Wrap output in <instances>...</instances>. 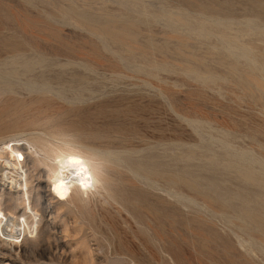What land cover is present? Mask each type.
<instances>
[{"label": "rangeland", "instance_id": "1", "mask_svg": "<svg viewBox=\"0 0 264 264\" xmlns=\"http://www.w3.org/2000/svg\"><path fill=\"white\" fill-rule=\"evenodd\" d=\"M193 1L197 5L196 7L195 3L194 5L190 3L191 6L187 4V7L185 0H0V46L3 45L4 47L5 43L8 44L10 41L13 43L15 40V44L19 41L17 44L22 43V45H28L29 47H27L29 50L25 49L26 47L24 48L27 52L19 50L17 51L19 53L11 50L14 43H11L12 45L8 44L7 47V44H5L6 48H4H9L7 50H10L8 52L0 47L2 51L0 52V138L3 137L4 141H6L10 139L9 135L15 134L17 137L12 143L18 147L26 145L27 148V142L23 141L21 137L29 138L33 137V135L48 137L47 133L49 131L61 130L64 132L63 134L74 140L73 143H76V146L81 145L80 147H83L84 145L93 144L98 147L108 146L114 151H125L128 153L127 155L130 154V157H134V159L133 157L131 159L128 157L129 159L127 160H131V163L133 161L137 163H149L151 158L149 160L147 156H152V158L155 157L156 159H152V161L156 162H150V165H153L152 167H155V164H160V166L164 164V167L161 168H164L163 170L166 169V171L168 170V172L170 171V173L181 172L182 170L183 173H188L187 175L184 173L186 178L189 175L194 176H191V178L189 176V179L198 177L195 179L199 180L200 186L201 182L203 183L202 187L205 185L204 183H210L207 184L211 187L206 189V192L209 194L213 192V194L216 193L214 195L219 196L222 193L221 197L226 199L229 197V194L226 192L230 193L232 191L234 195L231 196L232 194H230L231 200L238 195V198L242 199L236 197V200L239 203L241 202V204L237 203L236 200H233L234 202L231 201V204L228 198L227 200H229L230 204L227 202V209L232 206L239 207V209L235 207L236 210L232 207L226 213H229V211H233L234 213L238 211L239 213L242 208L241 206H243V196L247 198L251 196L252 198L250 197L249 199L253 200L254 197L255 200V196L259 192L260 197L264 195V187H259L261 184H257L259 188L254 190L256 184L254 186L249 183L253 187L251 190L252 187L248 188L246 186L248 183L245 185L246 182L243 179L241 180L243 182L239 181L241 177L238 175V171L236 172L237 177L235 172H233L238 170L236 165L241 166L243 163L248 164V167L252 166L255 168V171L253 169L255 175L258 172L259 175L264 171V94H262L264 91L256 90L253 97L250 94L249 96L246 94V89L240 86L239 81H237V84V79H235L238 78L240 72L243 74L248 71H253L257 77L259 76L258 78L264 77V63H260L259 60L252 57L251 53L246 52L248 47H255L257 51L264 54V9L262 10V8L251 4V0ZM221 1L222 3H220ZM260 1L264 3V0ZM226 3L230 4L228 8H226L228 4L225 6ZM198 4L217 8L220 6L223 9L225 8V11L222 9L223 12L221 14L217 12L218 15L217 13L212 14L214 16L211 13L200 14ZM66 8L72 11L73 14L68 12L65 15L64 10ZM220 10L218 9L217 11ZM75 12L78 16H86L87 18H85L91 22L90 26L85 24L84 26L82 23L76 22L78 16L74 14ZM68 14L76 16L72 17ZM201 15H206L207 17L202 16L204 17L202 18ZM178 16L184 17V21L180 23L177 19ZM130 20L134 24L137 23L136 27H134V29L136 28L135 35L137 41L133 44L136 47H142L141 51L140 49L130 51L127 48L128 46H121L109 37H104L102 34H95L94 31V33L90 31L92 27L111 25L114 22L117 23V26H122V23L130 22ZM180 37H182V40L186 37V45H184V41L180 39L183 42L181 44L177 39ZM2 39H5L4 41L7 39L8 42H4ZM259 48L260 50H258ZM178 49H180V52ZM3 50L9 54H6ZM20 51H24L22 52L23 56L22 54L19 55ZM145 51L147 52V56L141 53ZM10 52H14L13 54L16 53L17 55L13 57ZM187 54L188 57H192V60L187 57ZM232 61H236L234 65L237 67V73H235L237 76L234 73L232 74L231 69H229L231 65L233 66ZM229 63L232 64L230 65ZM188 66L194 68V72H189L187 70ZM8 105L11 106L9 107ZM11 109L13 110L11 111ZM17 110L19 113H17ZM18 142L22 145H18ZM127 147L128 151L130 148V151L133 149L135 152H128ZM139 156L144 157L140 159ZM146 157L149 161H147ZM31 159V157H28L29 167L32 164ZM161 162L163 163L162 165ZM164 162L167 163L165 164ZM122 164L124 166L127 165L126 162ZM166 165L169 168H165L167 167ZM231 165H233V168H236L231 169ZM45 169L46 173H44V177L33 182L31 191L33 204H36L37 193L40 192L42 195L38 202V209L40 212L43 211L41 229L44 230L40 233L43 236L39 234L36 238H30L16 252L0 242V264H53L54 262L58 264H84L87 261L84 254L85 244H88L92 250L94 249L93 261L95 264H115L114 259H111V256H107L106 254L108 247L114 249L118 245L117 238L113 237L114 226L132 244V250L136 256L135 260L140 263L157 264L163 260L185 259L186 261L188 259L187 264H192L191 261H193V264H197L198 262V264H242L243 262L244 264H264V248L260 247V240L255 237L256 235L259 236L258 233L255 232L254 234L253 230L247 228L248 231L253 232L254 236L250 232L247 233L246 228L244 229L245 231L240 230L242 226L238 225L241 224L238 222L239 220H236L238 224L233 220L238 213H229L231 217L235 216L231 219L233 222L230 221L229 218L231 217L228 214H224L226 217L229 216L227 217L228 219H224L221 217H224V215L221 214L219 217L220 213L217 215L210 208L208 211L210 210L211 212H208L206 205V208H204L205 206H201L203 204L201 202L202 197L194 194L191 189H187L186 193L192 194L191 198L193 200L189 198V195L184 193L185 191L183 190L186 188H183V190L179 189L178 184H171L172 186H169L170 184L165 180H159L160 182L156 183L155 188L151 187L150 189V185L141 178H138L137 182L130 183L128 179H130L131 172L129 173L128 171L124 175L125 180L119 190L126 203L130 200L138 203L136 209L133 212L126 213V210L112 203V205H108L110 214L103 213L105 214L103 222L97 224V227L88 226L80 221L78 215L68 212L67 206L59 209V216L54 214L59 205L49 201L51 183L48 180L47 167ZM258 175L257 177H263L264 172ZM126 177L129 178L127 179ZM235 177L239 179L237 180ZM236 180L239 181V184L241 183L239 186ZM212 182L218 183L217 188H215V183L213 184ZM135 183L137 185H134ZM36 184H40V188L37 189L35 187ZM219 184L222 187L228 185V188L226 187L227 190L225 189L226 191L222 192L224 189L220 187V190L222 189L220 191L218 188ZM236 186L238 188L243 186L242 188H245L244 190L249 191V193L245 191L246 195L244 190L241 191V187L240 191L237 189L239 192H236ZM168 187L171 190L167 189ZM180 187L184 186L181 185ZM262 187L263 192L261 191ZM176 188L179 190V195H177V192H174L178 191ZM203 188L205 189V187ZM212 188L218 189L219 194H217L215 189L211 191ZM155 189H159L160 191ZM166 189L167 191L165 192ZM234 189L235 193H233ZM168 190L172 194L177 193L175 194L176 196H172L171 192L167 193ZM257 190L259 191L256 194ZM9 192H11L9 191V187L3 185L0 181V206L3 204L1 208H5L11 204L8 200L10 196ZM143 192H145V195ZM241 192L242 194L245 193V195L236 194ZM252 192L256 195H251ZM158 194L160 197L163 196L161 198L157 197ZM166 194L168 196L165 198ZM224 194L227 197H224ZM259 196H257L258 199L256 198V201L260 199L259 202H264V197L259 198ZM195 197L196 200H194ZM188 198L191 201V203L189 202L190 204H187L188 206L190 205V208L184 206V204L188 203ZM197 198H199L198 202ZM169 201H171L170 205ZM253 204L256 205V203ZM171 205L172 207L174 205V208L170 207ZM150 206L156 207L152 209L153 207ZM95 207L96 210H100L98 206L95 205ZM129 207L131 206L129 205ZM162 207L165 209L164 213L167 215L163 213ZM184 207L187 210H184ZM118 209L120 212L115 213ZM145 210L147 213L143 212ZM170 210L172 211L167 212ZM174 210L179 213H173ZM17 212L21 214L23 207L20 206ZM187 212H189L190 219H187ZM195 212L199 217L200 215L201 217L203 216L205 221L202 219L203 217H200L202 220L198 217L199 220L197 218L198 215L194 214ZM171 213L178 216H174ZM192 213L195 216L193 215L192 217ZM211 213L216 215L212 216ZM182 215L185 216V218L183 216L184 221L180 217ZM171 216H173L172 220L170 219ZM160 217L161 219H159ZM191 217L194 218L195 225ZM142 218L144 221H142ZM164 218H169L170 221ZM207 218H210V221ZM157 219L159 220L158 222ZM146 220L149 222H146ZM178 221L183 222L176 226ZM196 221L197 223L200 221V223H205L201 225L200 223L197 224ZM185 222V227L186 225H192L190 226L191 228L188 226L190 230L182 225ZM45 223L53 229H48L44 225ZM205 224L206 226L208 225V228L205 227ZM213 224L215 225L211 226ZM229 224H237L238 226H233L231 229ZM149 226H152L151 228L154 232H151L152 229ZM227 226H230L228 227L230 232L226 229ZM236 227L242 234L240 231L237 232ZM212 228L213 230L215 228L217 231L219 230L218 232L222 236L220 237L221 242L222 239H228V242L223 241L226 242L224 243L225 246L223 244L222 246L219 245L221 242H219L220 238L217 237L220 235L215 234L214 232L217 231L216 229L213 231ZM184 229L189 231L186 230L185 232ZM206 229H209L207 231L210 232H206ZM233 230L239 236L250 234V237L257 238L258 243L252 237L251 242H256L253 243L255 245H253V248H260L261 252L254 248L255 250L251 253L250 258H248L249 256L245 255L244 248L238 246L237 236L234 234L236 238H232L231 231ZM168 231L171 233H168ZM190 231L193 232L190 233ZM223 231L228 232V234H225ZM196 232L199 235L198 239ZM220 232H223V234ZM161 233H164L163 235L168 239ZM205 233H208L206 237L205 235L203 236ZM212 233L217 236L214 235V238H212ZM228 235H231L230 237L233 240ZM191 236L193 242L190 240ZM202 236L203 239H201ZM245 236L243 238L247 241L248 238ZM156 237L164 238L163 242L162 240V243L158 241L159 238L157 239ZM240 238L242 239L241 236ZM213 239L218 241L216 242ZM112 241H114V244L111 245L110 242ZM207 241L214 242L216 245L211 244L210 246V243ZM229 241L234 244H231ZM182 242L184 246L186 245L185 248ZM227 243H230L229 247L231 251L228 250L229 252H232L233 246L236 245V248L233 250L236 254L227 253V249L229 248ZM247 243L250 244V241ZM197 244L200 246L199 248ZM257 244L260 246L257 247ZM97 245L102 246V252L98 250ZM189 247H192V249ZM207 247L211 248L207 250ZM178 248L180 249L178 250ZM194 248H196L197 253L193 251ZM225 248H227L226 251ZM239 249L244 251L242 252L243 254L241 251H238ZM211 250H214V253ZM97 251L101 254H98L99 252L97 253ZM219 251L221 256H218ZM187 253L188 255L190 254L189 257ZM202 253L204 254L202 255ZM211 253L214 254H212V258L210 256ZM224 253V257L226 258L222 257ZM228 254H230V257L227 259ZM237 254L239 257L241 254V259L237 257ZM242 256H245L247 260L244 257L242 258ZM189 258L191 261H189ZM230 258H233V260ZM193 259H197L195 261L198 262L196 263ZM261 259L263 260L260 261ZM213 260L215 262L212 263L211 261ZM228 260L232 262L228 263ZM116 263L125 264L124 262Z\"/></svg>", "mask_w": 264, "mask_h": 264}, {"label": "bare ground", "instance_id": "2", "mask_svg": "<svg viewBox=\"0 0 264 264\" xmlns=\"http://www.w3.org/2000/svg\"><path fill=\"white\" fill-rule=\"evenodd\" d=\"M187 3H186V5L187 4H189V6H191L190 5V3L191 4H193L194 5V3H195V1H193V0H185ZM216 1V0H215ZM250 1V0H249ZM44 2V1H43ZM183 2V1H182ZM227 2V1H226ZM252 2V3H251ZM251 2H249V3H251V4H253L254 6H257V7H260V8H262V10L264 9V3H263V1L261 2L260 0H251ZM220 3H222V1L220 2ZM224 3V2H223ZM229 3V2H228ZM228 3H226V5L225 6H227V4ZM192 5V6H193ZM209 5V4H208ZM219 5V4H218ZM197 5H196V3H195V7H196ZM230 6V4H228V6L226 7V8H228ZM187 7H188V5H187ZM60 8H61V6H60ZM198 8H199V13L200 14H205V13H211V15L212 14H215V13H217V12H220V14H221V12H223V10L225 9H223V8H221L220 6L217 8V7H213V6H207V5H201V4H198ZM231 8H233V7H231ZM72 9V8H71ZM70 9V10H71ZM190 9H192V7H190ZM218 9H221L220 11H217ZM223 9V10H222ZM57 10H58V8H57ZM66 10H67V8L64 10L65 12H66ZM73 10V9H72ZM193 10V9H192ZM74 11V10H73ZM225 11V10H224ZM61 12H63V11H61ZM64 12V14L65 15H67V13L68 12H70V13H72L73 14V12L72 11H69V10H67V12L65 13ZM186 13V12H185ZM74 14H76V12L74 13ZM198 14V13H197ZM69 15V14H68ZM77 16H78V14H76ZM76 15H69V16H72V17H74V16H76ZM217 15H218V13H217ZM81 16H83V15H81ZM81 16H78L77 18H76V22L78 21L79 23H82L83 25L85 24V25H89L90 26V24H91V22L88 20V19H86L87 17L86 16H84V17H81ZM171 16H172V14H171ZM202 16H206V15H201V17ZM209 16V15H208ZM212 16H214V15H212ZM86 17V18H85ZM170 17V16H169ZM175 17V16H174ZM207 17V16H206ZM205 17V18H206ZM176 18V17H175ZM184 17H181V16H178L177 17V19H178V21H180V23L181 22H183L184 21V19H183ZM187 18V17H186ZM202 18H204V17H202ZM122 19V18H121ZM226 19V18H225ZM110 20V19H109ZM128 20V19H127ZM176 20V19H175ZM209 20V19H208ZM123 22V21H122ZM201 22V21H200ZM221 22V21H220ZM224 22V21H223ZM120 23V22H119ZM217 23V22H216ZM219 23V22H218ZM18 24V23H17ZM22 24V23H21ZM117 23L116 22H114L113 24H107V25H104V26H101V27H99V26H97V27H92V28H90V29H92V30H90V31H94L95 32V34H102V36H106V37H109V38H111L112 40H114V41H116V42H118L121 46L122 45H126V47L128 48V50H130V51H134V50H138V49H140V51H141V48L139 47V46H134V44L136 43L135 41H137L136 40V28L134 29V27H136V24L137 23H135L134 24V22H132L131 20H130V22H124V23H122L121 25L122 26H117L116 25ZM222 24V23H221ZM84 25V26H85ZM21 26V25H20ZM23 27V26H22ZM25 29V28H24ZM137 29H138V27H137ZM228 31V30H227ZM93 32V33H94ZM25 33V32H24ZM180 36V35H179ZM12 37V36H11ZM184 37V36H183ZM206 37V36H205ZM225 37V36H224ZM182 37H180V38H177L179 41H180V39H181ZM194 38V37H193ZM203 38V37H202ZM177 39H175V40H177ZM185 39H186V37H185ZM185 39L184 40H182V41H184V45H186L185 44ZM3 41L5 40V39H2ZM9 40H11L10 38H9ZM17 40H19V39H17ZM187 40H188V36H187ZM6 41H7V39H6ZM6 41H4V42H6ZM23 42H24V40H22ZM22 41H20V42H22ZM4 42H3V44H4ZM8 42V41H7ZM14 42H15V40H14ZM13 42V43H14ZM19 42V41H18ZM17 42V43H18ZM135 42V43H134ZM12 43V41H10V43L8 42V44L9 45H12L11 44ZM13 44L12 46H13V48H12V46H11V50L12 51H14V52H17V51H19V50H24V48L25 49H28L29 47H28V45L27 46H25V45H22V43L20 44ZM26 43H27V41H26ZM134 43V44H133ZM180 43L182 44L183 42H181L180 41ZM5 44H7V43H5ZM5 44H4V47H5ZM8 44L6 45V47L8 46ZM23 44H25V43H23ZM28 44H29V42H28ZM140 45V44H139ZM0 47H2L3 49H5L4 47H3V45H1ZM28 47V48H27ZM33 47V46H32ZM248 47V46H247ZM1 48V49H2ZM167 48V47H166ZM7 49H9V48H7ZM7 49H5V50H7ZM144 49H146V48H144ZM143 49V50H144ZM243 49H245L244 47H243ZM29 50V49H28ZM125 50V49H124ZM179 50V52H180V49H178ZM247 51L246 52H249V53H251V55H252V57H254V58H256L257 60H259L260 61V63H264V54L262 53V52H260V51H257L256 50V48L255 47H248L247 49H246ZM258 50H260V48L258 49ZM4 51V50H3ZM8 51H10V50H7V52ZM25 51V50H24ZM24 51H20L21 53L19 54V55H21L22 54V52H24ZM127 51V50H126ZM139 51V52H140ZM0 52H2L1 50H0ZM5 52V51H4ZM3 52V53H4ZM7 52H5L6 54H9V53H7ZM13 52V53H14ZM25 52H27V51H25ZM146 52V51H145ZM145 52H141L144 56H147V52L145 53ZM165 52V51H164ZM186 52V51H185ZM184 52V53H185ZM245 52V51H244ZM13 53H11L10 52V54H12L13 55V57H14V55H17L16 53L15 54H13ZM17 53H19V52H17ZM182 53V52H181ZM179 54V53H178ZM18 55V56H19ZM191 55H192V53H191ZM233 55V54H232ZM231 55V56H232ZM7 56V55H6ZM22 56H23V54H22ZM223 56V55H222ZM225 56V55H224ZM187 57H188V54H187ZM194 57V56H193ZM241 57V56H240ZM188 58H192V57H188ZM235 58H238V57H235ZM248 58V57H247ZM194 59V58H193ZM192 60V59H191ZM202 60H203V58H202ZM221 60H223V59H221ZM229 60V59H228ZM195 61V60H194ZM204 61V60H203ZM190 62H192V61H190ZM233 62V61H232ZM236 62V61H235ZM235 62H233V66L231 65L230 67H229V69H231V73L233 74L234 73V75L235 76H237L235 73H237V67H236V65H234L235 64ZM149 63H151V62H149ZM148 63V64H149ZM226 63V62H225ZM201 64V63H200ZM204 64V63H203ZM197 65V64H196ZM221 65H223V64H221ZM239 65V64H238ZM262 66H263V64H261ZM29 66V65H28ZM27 66V67H28ZM191 66V65H190ZM190 66H188V68H187V70L189 71V72H194V68H191ZM198 66V65H197ZM224 66H226V65H224ZM264 67V66H263ZM30 69V68H29ZM198 69V68H197ZM224 70V69H223ZM238 70H239V68H238ZM229 72H230V70H229ZM244 72V71H243ZM242 72V73H243ZM230 73V74H231ZM239 74V73H238ZM204 76V75H203ZM205 77V76H204ZM259 77V76H258ZM257 77V75L253 72V71H248V72H244L243 74H241V72H240V74L238 75V78H235V79H237L236 80V83H237V81H239V84H241L240 86L241 87H244L245 89H246V91H247V93L246 94H250L252 97H253V95H254V91H256V90H259V91H264V77L263 78H258ZM196 78V77H195ZM209 79V78H208ZM210 80V79H209ZM238 84V83H237ZM258 91V92H259ZM258 94V93H257ZM262 94H264V93H262ZM249 95V96H250ZM9 106V105H8ZM11 106V105H10ZM9 106V107H10ZM16 108V107H15ZM5 109V108H4ZM137 109V108H136ZM13 109H11V111H12ZM15 110V109H14ZM5 111V110H4ZM16 111V110H15ZM6 112V111H5ZM4 113V112H3ZM17 113H19L18 112V110H17ZM1 116V115H0ZM15 116H17L16 114H15ZM4 117V116H3ZM11 117V116H10ZM18 120V119H17ZM15 122V121H14ZM128 128V127H127ZM126 128V129H127ZM112 129V128H111ZM120 129V128H119ZM124 129V128H123ZM125 131V130H124ZM122 132V131H121ZM10 133V132H9ZM16 133V132H15ZM64 132L63 131H61V130H52V131H49L48 133H47V135H48V137H44V136H42V135H37V136H34L33 135V137H29V138H25V137H21V139H23V141L25 140L26 142H27V148H26V145L24 146V145H22L21 143H19L20 142V138H19V144L18 145H22V146H15V144H13L12 143V141L17 137L15 134H12V135H9V134H7V135H9V137H10V139L9 140H6V141H4V138L3 137H1L0 138V181L2 182V184L3 185H6L7 187H9V191H11V192H9V201L11 202V204L10 205H8L7 207H5V208H1V206L3 205H1L0 206V242L1 243H3L4 245H6L7 247H9L12 251H18V249L19 248H21V246H22V244H24L26 241H28L30 238H36V237H38V235L41 233V232H43V230L41 229V225H42V219H43V217H42V215H43V211L42 212H40V210L38 209V202H39V200H40V198L42 197V195H41V193L40 192H38L37 193V198H36V204H33V198H32V196H31V191H32V188H33V182L35 181V180H39L41 177H44V173H46V167H47V169H48V171H47V173L49 174L48 175V180H49V182L51 183L50 184V190H49V201L51 202V203H55V204H57V205H59L57 208H56V211H55V215L57 214L58 216H59V209L61 208V207H64V206H67L68 207V212H73V213H75L76 215H78V218L80 219V221H82L83 223H85V224H87L88 226H96L97 224H100L101 222H103V219H104V217H105V214H103V213H109L110 214V211H109V209H108V205H112V203H114V204H116V205H118V206H120L121 207V209H123V210H126L125 212L127 213V212H133V210L134 209H136V207H137V205H138V203H136L134 200H130L128 203H126L125 201H124V198H123V196L120 194V187H121V184L123 183V181L125 180L124 179V175L129 171V173L131 172V174H132V176H131V174H130V179H128L127 177V179L129 180V182L131 183H133V182H137V180H138V178H141V179H143V180H145L149 185H150V189H151V187H153V188H155V185H156V183L158 184V181L159 180H165L167 183H169L168 185L169 186H172V185H175V184H178L179 185V189H182L183 190V188H186L185 190H183V191H185L184 193H186L187 192V189L189 190V189H191V191H193L194 192V194H196V195H198L199 197H202L201 199H202V201L201 202H203V204L199 201V203H201L202 205V207H204L205 205L207 206V211H208V209L210 208V210H212L214 213H217V215L220 213V215H218L219 217L221 216V214L222 215H224V214H228L229 216H230V212L232 213L233 211H229V213H226V211H228V210H231V208L233 207V208H235L234 206H232V207H229V209H227L228 208V203H229V200H227L228 198L230 199V202L232 201V202H234L235 200H236V197L238 198V195L236 196V197H233V200H231V198L232 197H230V194H232V191L229 193V192H226L227 194H229L228 196L229 197H227L225 194V196L224 197H227L226 199L224 198H222L221 197V195H222V193H220L221 195H214V194H216V193H214L213 194V192L211 193V194H209V193H207L206 192V189H209L210 187H209V185L208 184H210V183H208L207 181V183H204L205 185L203 186V187H205V189L202 187V182H201V186L199 185V183H198V179H195V178H198V177H195V178H193V179H189V176H188V178H186V176L184 175V173L187 175L188 173H186V172H182V170H181V172H176V173H179V174H176V173H174V172H172V173H170V171L168 172V170L166 171V169L165 170H163L161 167H164L163 165V160H162V162H161V165L162 166H160V162L158 163L159 165H154L155 167H152L151 165H150V162L152 161V159L154 158L155 159V157H153L152 158V156L151 157H149V156H147L148 158H149V160H150V158H151V161L148 163V162H146V163H142L141 162V160H140V162L141 163H137L136 161L133 163H131V160L130 161H128L127 159H129L128 157H130V154L129 155H127L128 153H126L125 151H120V150H118V151H114V150H112V148L111 147H108V146H105V147H98V146H95V145H84L83 147H80V146H76L73 142H74V140L72 139V138H70V137H67L65 134H63ZM17 134V133H16ZM38 134H40V133H38ZM14 135H15V137H14ZM18 135V134H17ZM124 135V134H123ZM20 136V135H19ZM31 136V135H30ZM134 136V135H133ZM7 139V138H6ZM15 141V140H14ZM80 141H82V140H80ZM16 142H17V140H16ZM127 143V142H126ZM23 144H25V143H23ZM230 144V143H229ZM83 145V144H82ZM126 148V147H125ZM133 148V147H132ZM116 149H118V148H116ZM127 151H128V147H127ZM129 151H130V148H129ZM128 151V152H129ZM131 152H135L133 149L130 151V153ZM137 152H139L138 150H137ZM136 152V153H137ZM135 153V154H136ZM138 154V153H137ZM136 154V155H137ZM148 155V154H147ZM154 156V155H153ZM237 156V155H236ZM28 157H31L32 159H31V167H29L30 165H28L29 163H28ZM131 157H133V156H131ZM131 157H130V159H131ZM137 157V156H136ZM140 157V156H139ZM142 157H144V156H142ZM142 157H140V159L142 158ZM146 157V158H147ZM157 157V156H156ZM238 157V156H237ZM138 158V157H137ZM148 158H147V161H149L148 160ZM160 158V157H159ZM163 158V157H162ZM133 159H134V157H133ZM132 159V160H133ZM139 159V158H138ZM153 159V160H154ZM187 159V158H186ZM235 159V158H234ZM137 160V159H136ZM156 160V159H155ZM161 160V159H160ZM238 160V159H237ZM211 161V160H210ZM217 161V160H216ZM240 161V160H239ZM124 162H126L127 163V165L126 166H124L122 163H124ZM152 162H156V161H152ZM226 162V161H225ZM244 162V161H243ZM165 164L167 163V162H164ZM170 163V162H169ZM216 163V162H215ZM242 163V162H241ZM152 164V163H151ZM223 164V163H222ZM237 164V163H236ZM239 164V163H238ZM247 165V166H244V165ZM243 164H241V166L240 165H236L237 166V168H238V170H236V171H233V172H235V175H236V172L238 171V175H240V182H243V181H245L244 183H245V185L248 183V185H246L248 188H251L252 186V184L255 186V184H256V187L254 188V190L256 189V188H259V187H261V186H263L264 187V175H263V177H260L259 175H261V173H263L264 171H260L261 173L258 175V173H257V175L259 176V177H257V175H255V168H253L252 166V168L251 167H248V164H246V163H243ZM159 168H157V167ZM167 166V165H166ZM219 166V165H218ZM239 166V167H238ZM190 167V166H189ZM215 167V166H214ZM235 167V166H234ZM161 168V169H160ZM165 168H169L168 166L167 167H165ZM236 168V167H235ZM235 168H233V165H231V169H235ZM257 168V167H256ZM253 169H254V171H253ZM196 171V170H195ZM207 171V170H206ZM229 171V170H228ZM190 172V171H189ZM174 173V174H173ZM181 173V174H180ZM196 173V172H195ZM217 175V174H216ZM231 175V174H230ZM192 176V175H191ZM191 176H190V178H191ZM212 176V175H211ZM192 177H194V176H192ZM205 177V176H204ZM215 177V176H214ZM229 177V176H228ZM236 177H237V175H236ZM235 177V178H236ZM206 178V177H205ZM212 179V178H211ZM232 179V178H231ZM237 180L239 179V178H236ZM243 179V181H241ZM212 180H214V179H212ZM217 180V179H216ZM233 180V179H232ZM236 180V181H237ZM218 182H219V180H217ZM235 181V182H236ZM239 181H237V183L239 182ZM126 182V181H125ZM160 182V181H159ZM216 182V181H215ZM214 182V183H215ZM221 182V181H220ZM234 182V183H235ZM127 183H128V181H127ZM143 183V182H142ZM162 183H164V182H162ZM183 185L184 187H180L181 185ZM213 183V182H212ZM213 183V184H214ZM249 183H251V185H249ZM144 184H145V182H144ZM147 184V185H148ZM165 184V183H164ZM172 184V185H171ZM206 184H207V187H206ZM218 184V183H217ZM217 184L215 183L214 185L216 186L215 188H217ZM230 184V183H229ZM241 184V183H240ZM239 183H238V186L240 185ZM243 184V183H242ZM257 184H261L260 186L259 185H257ZM133 185V184H132ZM134 185H137L136 183L134 184ZM133 185V186H134ZM141 185V184H140ZM143 185V184H142ZM146 185V184H145ZM144 185V186H145ZM148 185V186H149ZM160 185H162L161 183H160ZM177 185V186H178ZM220 185V184H219ZM218 185V186H219ZM245 185H244V187H245ZM40 184H36V188L38 189V188H40ZM127 186V185H126ZM131 186V185H130ZM167 186V185H166ZM177 186H175V187H177ZM223 186H224V182H223ZM228 186V185H227ZM227 186H225V187H222V185H220L218 188H219V190H220V187L222 188V189H224L223 191H222V189L220 190V191H222V192H224V191H226L227 190ZM238 186H236L237 188H235L236 189V192H239L240 191V187L238 188ZM251 186V187H250ZM259 186V187H258ZM159 187V186H158ZM174 187V188H175ZM188 187V188H187ZM202 189H201V188ZM209 187V188H208ZM212 187H213V185H212ZM227 187V188H226ZM243 187V186H242ZM241 187V191H243L245 188H242ZM247 187H246V189H247ZM263 187H262V190H261V188H260V190L263 192ZM163 188V187H162ZM171 188V187H170ZM214 188V189H215ZM230 188V187H229ZM135 189V188H134ZM167 189H169V187L167 188ZM167 189L165 190V192L167 191ZM177 190H178V188H176ZM176 189H172V190H176ZM204 189V190H203ZM213 188H212V190L211 191H213L214 190ZM226 189V190H225ZM232 189V188H231ZM231 189H229V190H231ZM235 189H234V192L233 193H235ZM237 189H239V191H237ZM253 189V187L251 188V190ZM155 190H159V189H155ZM154 190V191H155ZM169 190H171V189H169ZM168 190V192L167 193H169V192H171V191H169ZM209 190V191H210ZM216 191H217V194H219V190L218 189H215ZM228 190V191H229ZM233 190V189H232ZM144 191H146L145 189H144ZM151 191V190H150ZM152 191H153V189H152ZM160 191V190H159ZM164 191V190H163ZM191 191H189L190 193H192ZM216 191H214V192H216ZM247 192V193H249V191H247V190H244V192ZM258 191L259 190H257L255 193L257 194L258 193ZM122 192V191H121ZM138 192H140V191H138ZM137 192V193H138ZM147 192V191H146ZM174 192H179V190L178 191H174ZM245 192V193H246ZM251 192V191H250ZM254 192V191H253ZM251 193V195H256V194H254V193ZM8 193V192H7ZM144 193V195H145V192H143ZM148 193H149V191H148ZM148 193H146L147 195H149ZM154 193V192H153ZM177 193H173L172 194V192L170 193L172 196L173 195H175V194H177ZM182 193V192H181ZM180 193V194H181ZM245 193H243L242 194V192L241 193H236V194H242V195H245ZM247 193H246V195H247ZM157 194V193H156ZM183 194V193H182ZM187 194V193H186ZM185 194V195H186ZM235 194V195H236ZM259 194H260V192L257 194V196H259ZM263 194H264V192H263ZM8 195V194H7ZM177 195H179V193L177 194ZM187 195H189V194H187ZM192 195V194H191ZM191 195H189L190 197V199H192L191 198ZM234 194H232L231 196H233ZM150 196H152L151 194H150ZM150 196H148L149 198H150ZM159 196V194L157 195V197ZM163 196V195H162ZM161 196V197H162ZM166 196H168L167 194L165 195V198H166ZM176 196V195H175ZM174 196V197H175ZM183 196V195H182ZM197 196V197H198ZM257 196H255V200H254V197H253V200L252 199H249V198H247L246 196H243V200H242V202H243V206H241L240 208V212L238 213V211L237 212H235L236 214H237V216L235 217L233 214H235L234 212H233V217H235L234 219H233V217H231V218H229L230 219V221H233V220H235V222H236V220L238 221V222H240L241 224H238L237 222V224L238 225H241L242 227V229H240V230H244L245 228V230L247 231V233H249L250 231H248L247 230V228L248 229H250V230H253L254 231V234H255V232L256 233H258V235L259 236H255L254 234H253V232H250V234L252 233V235H254L255 237H257V238H259V240H260V245L259 244H257L256 246L257 247H262V248H264V202H259L260 201V199H259V201L257 202L256 201V198H257ZM264 197V195H261V197ZM140 197V196H139ZM145 197H147V196H145ZM153 197V196H152ZM151 197V198H152ZM156 197V196H155ZM160 197V196H159ZM160 197V198H161ZM179 197V196H178ZM177 197V198H178ZM193 197V196H192ZM260 196H259V198H261ZM138 198V197H137ZM154 198V197H153ZM168 198V197H167ZM179 198H181V197H179ZM179 198H178V200H179ZM183 198V197H182ZM188 198V199H189ZM240 198V197H239ZM238 198V199H239ZM252 198V197H251ZM140 199V198H139ZM155 199V198H154ZM158 199V198H157ZM156 199V201H158ZM184 199H185V196H184ZM190 199L188 200V203H186V205L184 204V206L186 207V206H188L187 204H190L191 203V201H190ZM198 199L199 198H197V202H198ZM240 199H242V198H240ZM258 199V198H257ZM151 200V199H150ZM169 200V199H168ZM177 199H176V201H178ZM193 200V199H192ZM194 200H196V197L194 198ZM264 200V199H263ZM262 200V201H263ZM153 203H154V201L153 200H151ZM161 201H163L162 199H161ZM161 201H159V202H161ZM167 201V200H166ZM148 203H149V201H147ZM158 202V203H159ZM170 202L171 201H169L168 203H169V205H170ZM173 203H175L174 201H172ZM181 202H182V199H181ZM187 202V201H186ZM190 202V203H189ZM228 202V203H227ZM232 202H231V204H232ZM236 202L237 203H239L237 200H236ZM142 203H144V202H142ZM173 203H171V204H173ZM177 203H179V202H177ZM253 203H256V205L255 204H253ZM147 204V203H146ZM151 205H152V203H150ZM164 204H166V203H164ZM164 204H163V206H164ZM181 204H183V203H181ZM230 204V203H229ZM239 204H241V202L239 203ZM239 204H237L238 206H240ZM95 205L96 206H98V209H100V210H96L95 208ZM129 205L131 206V207H129ZM141 205V204H140ZM155 205V204H154ZM157 205V204H156ZM162 205V204H161ZM168 205V204H167ZM176 205V204H175ZM234 205V204H233ZM235 205H236V203H235ZM259 205V207H257ZM20 206H22L23 207V212L21 213V214H19L18 212H17V210H18V208L20 207ZM50 206V205H49ZM134 208H133V207ZM158 206H159V204H158ZM190 206V205H189ZM187 207V208H190V207ZM206 206L204 207V208H206ZM230 206V205H229ZM116 207V206H115ZM145 207V206H144ZM143 207V208H144ZM150 207H153V206H150ZM154 207H156V206H154ZM154 207L152 208V209H154ZM165 207V206H164ZM167 207V206H166ZM170 207H172V205L170 206ZM179 207V206H178ZM185 207H184V210H187V209H185ZM200 207V206H199ZM45 208H46V206H45ZM117 208V207H116ZM158 208V207H157ZM172 208H174V205H173V207ZM177 208V207H176ZM204 208H202V209H204ZM237 208V207H236ZM235 208V209H236ZM150 209V208H149ZM168 209V208H167ZM171 209V208H170ZM237 209H239V207L237 208ZM236 209V210H237ZM51 210V209H50ZM62 210V209H61ZM114 210V209H113ZM156 210V209H155ZM162 210H163V213H164V210L165 209H163V207H162ZM173 210V209H172ZM172 210H170V211H167V212H171ZM177 210V209H176ZM176 210H174V211H176ZM179 210V209H178ZM209 210V211H210ZM161 211V210H160ZM173 211V213H179L178 211H176V212H174ZM181 211V210H180ZM205 211V210H204ZM208 211V212H209ZM45 212V211H44ZM61 212V211H60ZM116 212H120L119 211V209L117 210V211H115V213ZM139 212V211H138ZM143 212H145V213H147L146 212V210L145 211H143ZM154 212V211H153ZM182 212V211H181ZM211 212V211H210ZM64 213V212H63ZM124 213V212H123ZM162 213V214H163ZM199 213V212H198ZM67 214V213H66ZM70 214V213H69ZM151 214V213H150ZM150 214H148L149 216H150ZM153 214V213H152ZM158 214V213H157ZM160 214V213H159ZM165 214V213H164ZM169 214V213H168ZM172 214V213H171ZM170 214V215H171ZM183 214V213H182ZM186 214H188V218L187 219H190L189 217V212H187ZM194 214H197L196 212L194 213ZM193 213H192V217H193V215H194ZM212 214V213H211ZM56 215V216H57ZM127 215V214H126ZM142 215V214H141ZM165 215H167V214H165ZM169 215V216H170ZM172 215H174V214H172ZM176 215V214H175ZM174 215V216H175ZM181 215V214H180ZM198 215V214H197ZM214 215H216V214H214ZM213 214H212V216H214ZM128 216V215H127ZM154 216V215H153ZM168 216V217H169ZM176 216H178V215H176ZM183 216L184 215H182V216H180V217H182L183 218ZM195 216V215H194ZM229 216H227V217H229ZM136 217H138V216H136ZM155 217H156V215H155ZM164 217V216H163ZM166 217V216H165ZM172 217L173 216H171V220H172ZM187 217V216H186ZM191 217V218H192ZM199 217V215L197 216V218ZM200 217H201V215H200ZM199 217V218H200ZM203 217V216H202ZM201 217V218H202ZM208 217V216H207ZM210 217V216H209ZM222 218H224V219H228L225 215H224V217L223 216H221ZM226 217V218H225ZM121 218V217H120ZM131 218V217H130ZM140 218V217H139ZM150 218V217H149ZM175 218H177V217H175ZM174 218V219H175ZM181 218V219H182ZM184 218H185V216H184ZM184 218H183V221H184ZM196 218V219H197ZM198 218V219H199ZM200 218V219H201ZM156 219V218H155ZM159 219H161V217L159 218ZM164 219H167V218H164ZM181 219H177V220H181ZM193 219L194 218H192V221H193ZM195 219V220H196ZM197 219V220H198ZM199 219V220H200ZM203 220L205 219L204 217L202 218ZM201 219V220H202ZM208 219V218H207ZM206 219V220H207ZM220 219V218H219ZM231 219H233V220H231ZM132 220V219H131ZM138 220V219H137ZM149 220V219H148ZM148 220H146V222L148 221ZM153 220V219H152ZM167 220H169V218L167 219ZM186 220V219H185ZM141 221V220H140ZM142 221H144L143 220V218H142ZM159 220L157 219V222H158ZM163 221V220H162ZM165 221V220H164ZM170 221V220H169ZM175 222H177L176 220H174ZM178 221V224L176 225V226H178L179 225V223L181 224V222H183V221H181V222H179ZM190 221V220H189ZM205 221V220H204ZM208 221H210V218L208 219ZM226 221V220H225ZM137 222V221H136ZM149 222V221H148ZM154 222V221H153ZM161 222V221H160ZM175 222H173V223H175ZM187 222V221H186ZM186 222L185 223H183L182 225L184 226V224H186ZM199 222V221H198ZM201 222V221H200ZM199 222V223H200ZM212 222L214 223V221L212 220ZM212 222H210V223H212ZM228 222H229V220H228ZM228 222H226L227 224H228ZM234 222V221H233ZM122 223V222H121ZM129 223V222H128ZM133 223H134V221H133ZM138 223H139V221H138ZM154 223H156V222H154ZM163 223V222H162ZM196 223H197V221H196ZM199 223H197V224H199ZM205 223V222H204ZM204 223H200L201 225H203ZM209 223V222H208ZM207 223V224H208ZM225 223V222H224ZM125 224V223H124ZM144 224V223H143ZM158 224V223H157ZM160 225H163V224H161V223H159ZM166 224H168V223H166ZM170 224V223H169ZM193 224L195 225V221H193ZM234 224V223H233ZM231 225V224H229L230 226H231V229H232V227L233 226H236V225ZM44 225H46V223L44 224ZM131 225V224H130ZM137 225V224H136ZM193 225V226H194ZM215 224H213V225H211V226H214ZM226 225V224H225ZM237 225V226H238ZM125 226V225H124ZM133 226V225H132ZM139 226V225H138ZM155 226V225H154ZM166 226V225H165ZM188 226H189V228H191L190 226H192V225H186V227H187V229H189L188 228ZM230 226H227L226 227V229L229 231V228L228 227H230ZM46 227L48 228V229H53V228H50V226L48 225H46ZM97 227V226H96ZM126 227V226H125ZM125 227H124V229H125ZM130 227V226H129ZM137 227V226H136ZM150 227V226H149ZM152 227V226H151ZM150 227V229H152ZM158 227V226H157ZM182 227V226H181ZM185 227V226H184ZM185 227V228H186ZM195 227V226H194ZM196 227H198V226H196ZM201 227V226H200ZM205 227H207L208 228V225L206 226V224H205ZM240 227V226H239ZM238 227V228H239ZM127 228V227H126ZM170 228V227H169ZM180 228V227H179ZM202 228V227H201ZM200 228V229H201ZM211 228V227H210ZM217 228V227H216ZM215 228V229H216ZM102 229V228H101ZM139 229V228H138ZM144 229V228H143ZM148 229V228H147ZM156 229V228H155ZM172 230H173V228H171ZM183 229V228H182ZM187 229H184L185 230V232H186V230ZM198 229V228H197ZM196 229V230H197ZM203 229V228H202ZM214 229V230H215ZM230 229V230H231ZM234 229H235V227H234ZM127 230V229H126ZM131 230V229H130ZM141 230V229H140ZM159 230V229H158ZM158 230H156V231H158ZM167 230V229H166ZM171 230V231H172ZM180 230V229H179ZM190 230V229H189ZM189 230H187V231H189ZM192 230H193V228H192ZM207 230H209V229H206V232H210V231H207ZM212 230H213V228H212ZM211 230V231H212ZM213 230V231H214ZM236 230H238L237 232H239L240 230L239 229H237V227H236ZM244 230V231H245ZM135 231V230H134ZM133 231V232H134ZM142 231V230H141ZM155 231V232H156ZM174 231H176V230H174ZM178 231V230H177ZM183 231V230H182ZM198 231V230H197ZM200 231V230H199ZM204 231V230H203ZM212 231V232H213ZM216 231H217V229H216ZM219 231V230H218ZM217 231V232H218ZM235 230H233V231H231V235H233L232 236V238L234 239V238H236V237H234V234L237 236V238H236V240H237V244H238V246H240V247H242V248H244L243 250L245 251V255H247V257L248 258H250V256L252 255L251 253H253V251L255 250L254 248H256V247H254L253 248V243H258V239L256 240L255 239V237L253 238V236H251L252 238H253V240L255 239V241L256 242H251V237L247 234V236H245L246 238H248L247 239V241L243 238L244 236H242V235H240L241 237H242V239H244V240H242L241 238H240V236L238 235V233L237 232H234ZM145 232V231H144ZM151 232H154L153 231V229H152V231ZM193 231H190V233H192ZM201 232H202V230H201ZM205 232V231H204ZM217 232H214L215 234H219V232L217 233ZM223 232H225V234H228V232H226V231H223ZM223 232L221 233V234H223ZM230 232V231H229ZM45 233V232H44ZM48 233V232H47ZM92 233H93V231H92ZM99 233V232H98ZM132 233V232H131ZM157 233V232H156ZM166 233V232H165ZM168 233H171V232H169L168 231ZM179 233V232H178ZM182 233H184V232H182ZM189 233V232H188ZM197 233L198 232H196V235H197ZM203 233V232H202ZM237 233V234H236ZM240 233H241V231H240ZM245 233V232H244ZM154 235H155V233H153ZM162 234V233H161ZM164 234V233H163ZM162 234V235H163ZM173 234H174V232H173ZM172 234V236H174ZM208 234V233H207ZM207 234L205 233V234H203V236L205 235V237L207 236ZM211 234V233H210ZM213 234V233H212ZM215 234H213L212 235V238H214V235ZM225 234H224V236H225ZM242 234V233H241ZM40 235H42L43 236V234H40ZM45 235V234H44ZM93 235H95V234H93ZM168 235V234H167ZM179 235V234H178ZM180 235H181V233H180ZM189 235H191V234H189ZM188 235V236H189ZM193 235H195V234H193ZM192 235V236H193ZM220 235V234H219ZM230 235V236H231ZM99 236V235H98ZM101 236V235H100ZM106 236V235H105ZM156 236V235H155ZM154 236V237H155ZM165 238H167L165 235H163ZM177 236V235H176ZM192 236H191V239L190 240H192V242H193V239H192ZM198 236L199 235H197V239H198ZM203 236H202V238L201 239H203ZM210 236V235H209ZM215 236H217V235H215ZM229 236V235H228ZM228 236H226V237H228ZM229 236V238H231ZM239 236V237H238ZM95 237V236H94ZM113 237H116L117 238V241H118V245L116 246V248H112V247H108V249H107V251H106V254H107V256H111L110 258L111 259H114V261H115V264H117L116 262H118V263H120V262H124L125 264H146V263H140V262H137L135 259H136V256H135V254L133 253V250H132V244L131 243H129V241H127L124 237H123V235H122V233L121 232H118V230L116 229V227L114 226V232H113ZM137 237V236H136ZM178 237V236H177ZM179 237H181V236H179ZM184 237V236H183ZM190 237V236H189ZM195 237V236H194ZM193 237V238H194ZM220 237H222L221 235L219 236V237H217V238H220ZM225 237V238H226ZM151 238V237H150ZM157 239H158V241H160L161 242V240H162V242H163V240H164V238H161V237H156ZM170 238V237H169ZM172 238V237H171ZM187 238V237H186ZM231 238V240H233ZM240 238V239H239ZM168 239V238H167ZM166 239V240H167ZM175 239V238H174ZM177 239V238H176ZM180 239H182V238H180ZM179 239V240H180ZM184 239V238H183ZM204 239H206V238H204ZM178 240V241H179ZM207 240V239H206ZM210 240V239H209ZM213 240H215L216 241V239H213ZM228 239L226 238V240L225 239H222V242L223 241H226V242H228L227 241ZM235 240V241H236ZM151 241H152V239H151ZM169 241H170V239H169ZM172 241V240H171ZM185 241V240H184ZM212 241V240H211ZM218 241V240H217ZM216 241V242H217ZM248 241H250V244L249 243H247ZM105 243H106V241H104ZM161 242V243H162ZM177 242V241H176ZM191 242V243H192ZM194 242H196V241H194ZM197 242H198V240H197ZM196 242V243H197ZM200 242H201V240H200ZM202 242H203V240H202ZM204 242L206 243V241L204 240ZM208 242V241H207ZM219 242H221V238H220V241ZM219 242H218V244H219ZM221 242V244H219V245H221L222 246V244H223V246H225L224 245V243H226V242H223L222 243ZM230 242V241H229ZM83 243V242H82ZM85 243V242H84ZM109 243V242H108ZM148 243V242H147ZM185 243V242H184ZM188 243V242H187ZM208 243H210L209 245L211 246V244L212 245H216V244H214V242H208ZM231 243V242H230ZM230 243H227V245H228V247L230 246L229 244ZM233 243V242H232ZM231 243V244H232ZM110 244L112 245V244H114V241H112V242H110ZM172 244V243H171ZM174 244H176V243H174ZM203 244V243H202ZM207 244V243H206ZM217 244V245H218ZM234 244V243H233ZM138 245V244H137ZM182 245H183V242H182ZM196 245V244H195ZM198 245V244H197ZM201 245V244H200ZM218 245V246H219ZM227 245H226V247H227ZM98 246V250H100L101 252L103 251V248H102V246L101 245H97ZM144 246H145V244H144ZM147 246V245H146ZM155 246V245H154ZM163 246H164V244H163ZM181 246V245H180ZM184 246V245H183ZM186 246V245H185ZM185 246H184V248H185ZM192 246V245H191ZM203 246V245H202ZM201 246V247H202ZM205 246H207V245H205ZM217 246V247H218ZM233 246V245H232ZM236 245H234L233 247L234 248H236L235 247ZM255 246V245H254ZM142 248H143V246H141ZM162 247V246H161ZM194 247V246H193ZM200 246L198 245V248H199ZM227 247V248H228ZM232 247V248H233ZM189 248H191L192 249V247H189ZM204 248V247H203ZM211 248V247H210ZM210 248H208L207 247V250L208 249H210ZM213 248V247H212ZM219 248V247H218ZM223 248V247H222ZM227 248H225V251H226V249ZM230 248V247H229ZM227 249V253L229 252L228 250H230L231 251V248L230 249ZM234 248H233V250H234ZM261 248V249H262ZM9 249V250H10ZM141 249V248H140ZM157 249H158V247H157ZM180 248H178V250H179ZM196 248H194V250L193 251H196L195 250ZM206 249V248H205ZM220 249V248H219ZM259 249V250H258ZM256 248V250L257 251H259V252H261V250H260V248ZM23 250V249H22ZM40 250V249H39ZM94 250V249H93ZM92 250V248L88 245V244H85V247H84V254H85V259L87 260V261H85V263H87V264H95L94 263V261H93V257H94V251ZM153 250V249H152ZM159 250V249H158ZM161 250V249H160ZM165 250V249H164ZM174 250H175V248H174ZM201 250V249H200ZM215 250V249H214ZM213 250V251H214ZM233 250H232V252H229L230 254H232V253H234L233 252ZM145 251H146V249H145ZM155 251H157V250H155ZM181 251V250H180ZM180 251H179V253H180ZM184 251V250H183ZM198 251H199V249H198ZM203 251H205V250H203ZM212 251V250H211ZM210 251V252H211ZM212 251V252H213ZM223 251H224V248H223ZM236 251V250H235ZM238 251H241V253L242 252H244V251H242L241 249H239ZM263 251H264V249H263ZM14 252V253H15ZM34 252V251H33ZM42 252V251H41ZM99 251H97V253H98ZM202 252V251H201ZM207 253H208V251H206ZM18 253V252H17ZM96 253V254H97ZM178 253V254H179ZM196 253H197V251H196ZM199 253V252H198ZM214 253V252H213ZM213 253H211V258H212V254ZM215 253H218V252H215ZM226 253V252H225ZM225 253L222 255V257H224V255H225ZM238 253V252H237ZM38 254V253H37ZM98 254H101L100 252L98 253ZM97 254V255H98ZM141 254V253H140ZM150 254V253H149ZM186 254V253H185ZM204 253H202V255H203ZM210 254V253H209ZM221 253H220V251H219V254H218V256L220 255ZM230 254H228L227 255V259H228V257H230L229 255ZM234 254H236V253H234ZM239 254V253H238ZM237 254V255H238ZM243 254V253H242ZM259 254V253H258ZM45 255V254H44ZM48 255V254H47ZM112 255H113V258H112ZM147 255V254H146ZM159 255V254H158ZM173 255V254H172ZM182 255V254H181ZM190 255V254H189ZM189 255H188V253H187V256L189 257ZM200 255V254H199ZM208 255V254H207ZM214 255V254H213ZM233 255V254H232ZM255 255H257V253H255ZM254 255V257H256ZM19 256V255H18ZM106 256V257H107ZM160 256V255H159ZM169 256V255H168ZM215 256H216V254H215ZM221 256V255H220ZM96 257V256H95ZM105 257V256H104ZM180 257V256H179ZM199 257V256H198ZM236 257V256H235ZM235 257H233L234 259H237V258H235ZM238 258H240L241 259V254H240V257H239V255L237 256ZM245 258V256H242V258ZM42 258H43V256H42ZM101 258V257H100ZM161 258V257H160ZM171 258V257H170ZM184 258V257H183ZM186 258V257H185ZM216 258H218V257H216ZM215 258V259H216ZM220 258V257H219ZM224 258H226V257H224ZM233 258H230V259H232L233 260ZM33 259V258H32ZM40 259V258H39ZM104 259V258H103ZM106 259V258H105ZM159 259V258H158ZM214 259V258H213ZM221 259V258H220ZM246 260H247V258H245ZM256 259H258L257 257H256ZM151 260V259H150ZM162 260H163V258H162ZM188 260V259H187ZM187 260L185 261V259L184 260H175V259H170V260H163V261H161V263H163V264H187L188 262H187ZM194 261L195 260H197V259H193ZM210 260V259H209ZM238 260V259H237ZM244 260V259H243ZM242 260V261H243ZM245 260V261H246ZM249 260V259H248ZM251 260H253L254 261V259H252L251 258ZM259 260V259H258ZM263 259H261L260 261H262ZM111 261V260H110ZM113 261V262H114ZM156 261V260H155ZM189 261H191L190 260V258H189ZM199 261H201V260H199ZM217 261V260H216ZM241 261V262H242ZM250 261V260H249ZM248 261V262H249ZM264 261V260H263ZM192 262V264H193V261H191ZM196 262V261H195ZM198 262V261H197ZM196 262V263H197ZM212 263L213 262H215V260H213V261H211ZM226 262V261H225ZM228 263L229 262H232V261H230V260H228L227 261ZM235 262V261H234ZM238 262V261H237ZM241 262H239V263H241ZM250 262H252V261H250ZM84 263V264H85ZM161 263H157V264H161ZM199 263V262H198ZM197 263V264H198ZM218 263V262H217ZM221 263V262H220ZM223 263V262H222ZM236 263V262H235ZM259 263V262H258ZM262 263V262H261ZM53 264H58V263H56V262H54ZM98 264V263H97ZM106 264V263H105ZM111 264V263H110ZM148 264V263H147ZM203 264V263H202ZM214 264V263H213ZM216 264V263H215ZM231 264V263H230ZM242 264H244V262L242 263ZM248 264H253V263H248ZM260 264V263H259Z\"/></svg>", "mask_w": 264, "mask_h": 264}]
</instances>
